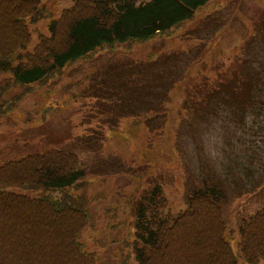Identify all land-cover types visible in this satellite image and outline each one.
<instances>
[{
	"label": "trees",
	"instance_id": "trees-1",
	"mask_svg": "<svg viewBox=\"0 0 264 264\" xmlns=\"http://www.w3.org/2000/svg\"><path fill=\"white\" fill-rule=\"evenodd\" d=\"M135 1L74 0L70 9L54 18L40 0H0V118L13 112L27 96L49 88L75 64L98 55L109 66L100 68L102 79L97 70L88 75V83L94 82L92 97L99 100L97 105L105 113L113 111L116 121L139 113L133 107L141 98L146 97L147 103L157 97L162 104L178 82L184 88L180 108L184 120L212 104L247 105L253 87H246L247 80L238 76L244 70L245 77L250 76L238 62V70L230 68L214 80L203 77L187 86V70L195 61L186 65L178 81L165 79L173 73L162 68L174 56L161 55L141 63L131 55L134 46L191 23L194 28L204 23L195 24L196 16L213 0H150L138 5ZM40 23L45 24L47 34L39 29L32 32L38 42L29 52L30 27ZM224 74L233 77L225 80ZM255 74L257 79L264 77V65ZM258 81L259 87L263 85ZM15 90L20 94H11ZM49 110L45 109L43 117ZM79 164L77 154L57 149L1 164L0 264H100L82 242L92 221L90 201L81 192L88 184ZM224 198L217 185L206 186L192 192L184 211L164 216L162 191L153 187L136 205L134 240L123 244L120 256L129 250L136 264H260L264 261V207L239 225L236 255L224 237Z\"/></svg>",
	"mask_w": 264,
	"mask_h": 264
},
{
	"label": "rangeland",
	"instance_id": "rangeland-1",
	"mask_svg": "<svg viewBox=\"0 0 264 264\" xmlns=\"http://www.w3.org/2000/svg\"><path fill=\"white\" fill-rule=\"evenodd\" d=\"M40 2L55 18L70 9L74 0ZM263 11L264 0H213L198 12L195 24L204 22L198 27L188 24L177 34L174 31L131 50L141 63L174 56L162 64L173 73L165 75L168 80L179 81L186 65L195 61L187 70V86L203 77L214 80L230 68L238 70L235 65L240 63L250 76L245 77V70L238 76L247 80L246 87H253L244 108L231 102L228 107L212 104L206 113L201 109L184 120L180 111L184 88L178 82L162 101V109L161 99L153 97L146 103V97L141 98L133 101V110L139 113L116 121L113 111L105 113L97 105L99 100L92 97L94 82L88 83V75L97 70L102 79L100 68L109 66L98 55L75 64L49 88L27 96L0 118V166L46 149L77 154L78 169L88 184L81 192L90 201L92 221L82 242L100 264H136L129 250L122 256L120 250L134 240L136 205L153 187L162 191L166 216L184 211L193 191L217 185L225 195L221 203L224 237L238 255L239 225L264 207V77L257 79L255 74L264 65ZM45 27L44 23L32 26L31 33L39 29L47 34ZM37 42L38 36L32 33L27 50L32 51ZM230 75L222 76L226 80ZM257 80L263 85L259 87ZM255 89L260 95H255ZM48 107L51 110L43 117Z\"/></svg>",
	"mask_w": 264,
	"mask_h": 264
},
{
	"label": "crops",
	"instance_id": "crops-1",
	"mask_svg": "<svg viewBox=\"0 0 264 264\" xmlns=\"http://www.w3.org/2000/svg\"><path fill=\"white\" fill-rule=\"evenodd\" d=\"M175 33L177 34V33H179V29L177 30V31H175ZM147 44V43H146Z\"/></svg>",
	"mask_w": 264,
	"mask_h": 264
}]
</instances>
